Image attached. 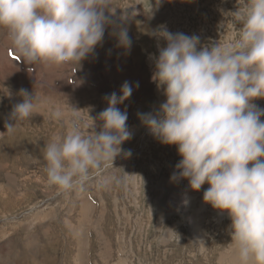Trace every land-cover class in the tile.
I'll return each mask as SVG.
<instances>
[{
	"label": "rangeland",
	"instance_id": "rangeland-1",
	"mask_svg": "<svg viewBox=\"0 0 264 264\" xmlns=\"http://www.w3.org/2000/svg\"><path fill=\"white\" fill-rule=\"evenodd\" d=\"M244 3L112 0V25L127 27L131 47H119L113 26L106 27L102 44L80 65L28 64L0 27V264H237L227 212L204 202L208 184L193 191L186 179L170 180L181 159L177 148L160 143L138 113H155L166 101L152 79L166 41L154 33L165 27L208 46L234 41ZM125 81L133 92L117 107L127 112L133 135L121 147L131 155L92 170L82 187L50 185L46 144L72 119L85 133L93 124L99 132L106 97L119 96ZM21 89L37 96V113L9 133L5 124L16 123L11 112L23 102ZM253 103L264 108V98ZM56 108L65 119L52 118Z\"/></svg>",
	"mask_w": 264,
	"mask_h": 264
},
{
	"label": "clouds",
	"instance_id": "clouds-1",
	"mask_svg": "<svg viewBox=\"0 0 264 264\" xmlns=\"http://www.w3.org/2000/svg\"><path fill=\"white\" fill-rule=\"evenodd\" d=\"M113 14L112 0H0V27L8 29L28 64L80 65L102 44L109 26L118 46L130 49L128 29L112 25ZM238 19V38L223 44L200 45L199 36L165 27L154 33L166 41L152 76L166 101L155 113L138 117L160 143L176 146L181 159L171 181L186 179L193 191L209 185L203 200L230 217L237 264H264V108L253 103L264 98V0H245ZM132 92L125 81L119 96L113 92L106 97L99 132L93 124L85 133L72 119L63 136L46 144L50 185L63 191L82 187L92 170L113 164L122 152L131 155L121 147L133 135L127 112L117 105ZM19 95L23 102L11 112L16 123L5 124L9 133L37 113V96L26 89ZM51 116L60 120L67 114L56 108Z\"/></svg>",
	"mask_w": 264,
	"mask_h": 264
},
{
	"label": "bare ground",
	"instance_id": "bare-ground-1",
	"mask_svg": "<svg viewBox=\"0 0 264 264\" xmlns=\"http://www.w3.org/2000/svg\"><path fill=\"white\" fill-rule=\"evenodd\" d=\"M232 251L234 252V254H233V257L231 260L235 261V260H237L236 246L234 247V249Z\"/></svg>",
	"mask_w": 264,
	"mask_h": 264
}]
</instances>
